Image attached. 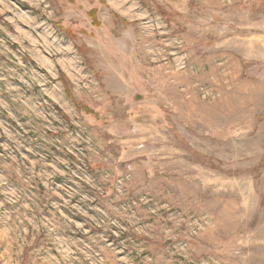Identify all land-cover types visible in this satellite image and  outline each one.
Wrapping results in <instances>:
<instances>
[{
  "label": "rangeland",
  "instance_id": "374dc122",
  "mask_svg": "<svg viewBox=\"0 0 264 264\" xmlns=\"http://www.w3.org/2000/svg\"><path fill=\"white\" fill-rule=\"evenodd\" d=\"M0 264H264V0H0Z\"/></svg>",
  "mask_w": 264,
  "mask_h": 264
},
{
  "label": "trees",
  "instance_id": "16d2710c",
  "mask_svg": "<svg viewBox=\"0 0 264 264\" xmlns=\"http://www.w3.org/2000/svg\"><path fill=\"white\" fill-rule=\"evenodd\" d=\"M62 115H63V117H65L64 114H62Z\"/></svg>",
  "mask_w": 264,
  "mask_h": 264
}]
</instances>
